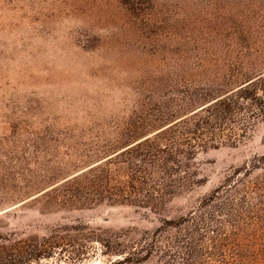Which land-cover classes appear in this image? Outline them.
<instances>
[{"label": "rangeland", "instance_id": "obj_1", "mask_svg": "<svg viewBox=\"0 0 264 264\" xmlns=\"http://www.w3.org/2000/svg\"><path fill=\"white\" fill-rule=\"evenodd\" d=\"M229 44L264 49V0H0V238L60 242L33 264H131L114 252L130 253L161 219L198 213L238 168L264 156V119L238 146L200 152L195 184L157 212L56 206L36 199L43 193L17 200L5 174L19 171L9 162L21 156L73 162L71 148L118 138L145 118L150 93L209 76L211 63L233 58Z\"/></svg>", "mask_w": 264, "mask_h": 264}, {"label": "trees", "instance_id": "obj_2", "mask_svg": "<svg viewBox=\"0 0 264 264\" xmlns=\"http://www.w3.org/2000/svg\"><path fill=\"white\" fill-rule=\"evenodd\" d=\"M249 32L242 30L241 37ZM232 53L224 63H211L209 76L179 79L162 97L150 93L151 108L138 125L118 138L88 142L80 152L71 148L73 162L28 156L10 161L19 167L5 174L17 200L43 193L36 199L56 206L109 203L157 212L190 190L200 152L238 146L264 119V49L229 44L227 54ZM171 83L164 79L162 85ZM49 163L59 168L46 167ZM82 163L91 165L81 169ZM198 211L192 218L161 219L130 253L120 248L114 253L128 254L131 264L153 257L157 264H264V156L238 168ZM59 245L6 235L0 238V264H33L51 257Z\"/></svg>", "mask_w": 264, "mask_h": 264}]
</instances>
